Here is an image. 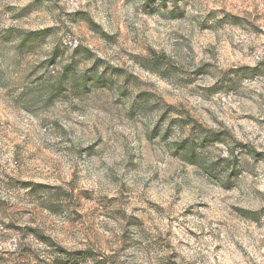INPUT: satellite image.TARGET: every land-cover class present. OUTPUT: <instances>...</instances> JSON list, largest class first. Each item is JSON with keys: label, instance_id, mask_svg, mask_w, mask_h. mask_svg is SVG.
Masks as SVG:
<instances>
[{"label": "rangeland", "instance_id": "374dc122", "mask_svg": "<svg viewBox=\"0 0 264 264\" xmlns=\"http://www.w3.org/2000/svg\"><path fill=\"white\" fill-rule=\"evenodd\" d=\"M0 264H264V0H0Z\"/></svg>", "mask_w": 264, "mask_h": 264}, {"label": "trees", "instance_id": "16d2710c", "mask_svg": "<svg viewBox=\"0 0 264 264\" xmlns=\"http://www.w3.org/2000/svg\"><path fill=\"white\" fill-rule=\"evenodd\" d=\"M34 32H29V33H27L26 34V36H28V35H32Z\"/></svg>", "mask_w": 264, "mask_h": 264}]
</instances>
